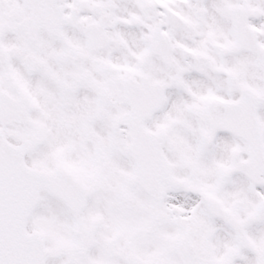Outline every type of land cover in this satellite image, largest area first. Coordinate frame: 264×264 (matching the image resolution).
Masks as SVG:
<instances>
[{"label":"snow or ice","instance_id":"1","mask_svg":"<svg viewBox=\"0 0 264 264\" xmlns=\"http://www.w3.org/2000/svg\"><path fill=\"white\" fill-rule=\"evenodd\" d=\"M0 264H264V0H0Z\"/></svg>","mask_w":264,"mask_h":264}]
</instances>
